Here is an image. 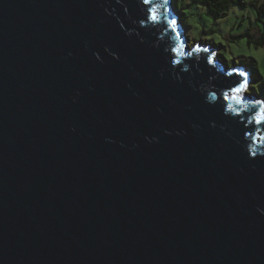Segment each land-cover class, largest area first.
<instances>
[{
    "label": "water",
    "instance_id": "obj_1",
    "mask_svg": "<svg viewBox=\"0 0 264 264\" xmlns=\"http://www.w3.org/2000/svg\"><path fill=\"white\" fill-rule=\"evenodd\" d=\"M170 1L0 0V264H264V98Z\"/></svg>",
    "mask_w": 264,
    "mask_h": 264
},
{
    "label": "rangeland",
    "instance_id": "obj_2",
    "mask_svg": "<svg viewBox=\"0 0 264 264\" xmlns=\"http://www.w3.org/2000/svg\"><path fill=\"white\" fill-rule=\"evenodd\" d=\"M169 4L177 12L190 46L211 44L228 67H249L247 89L264 98V24L257 18L263 12L257 13L248 4L231 3L223 17L213 19L198 0H172Z\"/></svg>",
    "mask_w": 264,
    "mask_h": 264
},
{
    "label": "trees",
    "instance_id": "obj_3",
    "mask_svg": "<svg viewBox=\"0 0 264 264\" xmlns=\"http://www.w3.org/2000/svg\"><path fill=\"white\" fill-rule=\"evenodd\" d=\"M198 1H199V3H201L206 8V10H205L206 14L213 19H219V18L223 17L226 14V8L231 3L248 4L251 7H253L257 11V13H261V12L264 13V0H198ZM171 2H172V0H171ZM168 8H171V4L168 5ZM257 18L264 24V16L261 17L260 15H258ZM183 34L185 35V31H183ZM257 42L258 41H256V43ZM206 45L212 49L216 48V46H213V45L208 44V43ZM215 53L217 54V56L219 58L218 52L215 51ZM247 68H249V67H247ZM248 86H249V84H247V86L244 87V89H243L244 93H250L247 89ZM250 94L259 95L257 92H251Z\"/></svg>",
    "mask_w": 264,
    "mask_h": 264
},
{
    "label": "clouds",
    "instance_id": "obj_4",
    "mask_svg": "<svg viewBox=\"0 0 264 264\" xmlns=\"http://www.w3.org/2000/svg\"><path fill=\"white\" fill-rule=\"evenodd\" d=\"M243 74H244L243 70H241V75H243ZM257 103H259V102H257ZM230 108H231V106H230ZM248 151H249V154H250L251 158H255L256 157L257 152H256L255 149H253L252 146H249ZM260 155H264V152H260Z\"/></svg>",
    "mask_w": 264,
    "mask_h": 264
}]
</instances>
